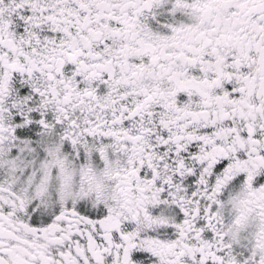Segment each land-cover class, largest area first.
I'll list each match as a JSON object with an SVG mask.
<instances>
[{
  "label": "snow or ice",
  "instance_id": "1",
  "mask_svg": "<svg viewBox=\"0 0 264 264\" xmlns=\"http://www.w3.org/2000/svg\"><path fill=\"white\" fill-rule=\"evenodd\" d=\"M0 264H264V0H0Z\"/></svg>",
  "mask_w": 264,
  "mask_h": 264
}]
</instances>
